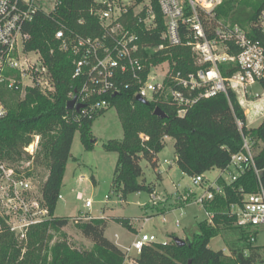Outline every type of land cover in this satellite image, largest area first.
I'll list each match as a JSON object with an SVG mask.
<instances>
[{"label":"trees","instance_id":"obj_1","mask_svg":"<svg viewBox=\"0 0 264 264\" xmlns=\"http://www.w3.org/2000/svg\"><path fill=\"white\" fill-rule=\"evenodd\" d=\"M141 1V0H137ZM155 10L156 26L147 28L133 16L131 8L127 13L129 28L135 31L144 46L166 45L161 37L162 18L157 0H151ZM95 0H56L50 11H38L26 23L24 31L28 38L24 47L28 51L41 54L44 64L53 77L55 89L43 93L29 89L25 97L10 106L8 113L0 118V160L21 158L24 147L28 146L39 132L44 137L42 156L47 164V175L40 186L41 195L48 207L50 219L32 226L28 231L30 246L24 259L20 257L21 244L9 230L0 216V264H124L125 253L105 235L107 218H89L77 222L83 236L92 241V247L80 250L70 245L67 239L54 241L49 229L60 230L67 225L68 218L54 216L60 194L65 167L71 156L70 148L75 132L86 150H91V125L95 118L81 117L79 121L64 118L70 113L66 108L68 92L79 87V81L72 79L73 57L59 49L55 32L59 29L73 32L79 36H95L101 28L97 18L90 13L91 8L100 7ZM264 0H225L217 9L218 16L242 26L257 20ZM254 34V31L250 32ZM147 53V52H145ZM165 59L170 66L184 75L197 69L193 63L191 49L185 44L169 46L154 52L146 62L157 64ZM156 97V96H155ZM114 106L123 130L120 140H109L103 144L108 152L117 153L112 177V186L125 197L132 192L151 193L152 184L140 181L142 167L140 160H146L152 168H157V154L164 148L165 137L174 139L176 164L181 172L194 176L212 168L223 169L227 166L232 153L242 147V137L236 124L239 119L244 124L246 117L232 92L228 96L218 93L211 97L200 98L191 105L183 116L177 114L178 107L171 100L154 98L142 101L135 97V88L123 89L109 97ZM159 108L164 115L154 111ZM242 131L256 142L255 165L260 170L264 183V122L256 127ZM261 142V145L257 143ZM41 150V149H40ZM39 153V154H40ZM39 154L33 162L38 163ZM27 157L26 159H28ZM160 173H157V177ZM161 178V176L159 177ZM257 178L252 169L247 170L230 185L224 186L223 194H216L204 207L212 214L211 222L201 220L199 231L191 239L185 238L182 246L174 242L175 233H168L166 242L145 245L137 257L139 264H260L264 262V245L250 241L255 232L235 224L230 216L231 203L241 198L242 192L255 191ZM112 220L128 230L135 231L128 217L112 216ZM109 218V217H108ZM233 227L239 230L240 244L225 253L214 250L208 245L210 240L224 229Z\"/></svg>","mask_w":264,"mask_h":264},{"label":"built area","instance_id":"obj_2","mask_svg":"<svg viewBox=\"0 0 264 264\" xmlns=\"http://www.w3.org/2000/svg\"><path fill=\"white\" fill-rule=\"evenodd\" d=\"M48 1L0 0V87L16 92L20 99L29 89L43 93L55 89L53 77L41 54L24 47L28 38L24 31L26 23L38 11H47L45 4ZM224 1L157 0L163 26L161 37L166 45L155 47L142 45L135 31L129 28L127 19L131 8L138 22L149 29L154 28L155 10L151 0H130L128 3L123 0L96 1L101 6L91 8L90 13L99 22L100 34L79 36L64 29L55 32L59 49L73 57L72 79L79 81V87L68 92V100L75 98V102L64 118L69 116L77 121L81 117L91 118L108 109L110 96L131 86L135 88V97L146 101L157 95L163 100H171L178 107L179 116H183L200 98L221 92L228 96V92H232L246 117L245 124L236 119L242 147L231 154L227 166L220 169L221 173L213 181L205 178L204 173L190 176L192 184L200 190L191 191L195 193L194 202L205 209V202L213 200L216 194H223L224 186L252 169L257 178L255 191L242 192L240 188L241 198L231 203L229 213L236 225L255 232L250 237L255 243L256 229L264 226V183L254 161L256 141L242 129L253 127L250 123L254 121H259L258 125L264 122V6L255 22L242 26L218 16L216 9ZM180 44L190 47L193 63L197 65L195 71L184 75L171 67L168 59L146 64L154 52ZM164 67L166 71L159 74ZM78 104L81 107L76 109ZM8 109L0 96V118L8 113ZM248 115L252 117L249 122ZM38 143L36 135L24 147L23 155L33 158ZM257 143L261 145L260 141ZM61 197L59 194L58 199ZM78 197L82 198L81 195ZM159 198L153 189L150 199L156 202ZM0 205L6 211L3 219L9 230L21 243L27 242L32 226L50 219L48 207L30 174L24 167H13L1 160ZM90 206L88 198L85 207ZM207 214L206 219L211 222L212 214ZM80 218L93 217L84 214ZM144 221L147 222L148 218ZM154 242H157L154 234L138 233L123 250L124 264H139L137 257L143 247Z\"/></svg>","mask_w":264,"mask_h":264},{"label":"rangeland","instance_id":"obj_3","mask_svg":"<svg viewBox=\"0 0 264 264\" xmlns=\"http://www.w3.org/2000/svg\"><path fill=\"white\" fill-rule=\"evenodd\" d=\"M123 1L128 3L130 0ZM55 2L56 0H49L45 4V9L47 11L52 10ZM219 17L225 19L222 16ZM165 71L166 68L164 67L158 73L163 74ZM0 96L9 107L14 106L17 101L21 100L16 92L3 87H0ZM155 98L162 99V96L157 95ZM251 118L248 115L247 122ZM258 123L259 121H254L250 125L255 127ZM91 133L93 143L91 150H86L83 147L78 130L74 134L70 148L71 156L67 161L63 183L60 188L62 197L58 199L54 210V216L66 217L68 223L58 231L48 230L52 236L47 241L49 246L54 241L65 238L74 248L80 250L90 249L92 241L82 235L77 222L83 221L79 217L84 214L88 215L86 212H89L92 216H99L103 210L105 214H114L106 217L108 225L105 232H107V236L115 239L113 234H118V242L123 246L130 243L135 232L113 221L112 216L131 218V223L138 228L139 232L154 234L157 242L169 241L170 237L167 233L175 232L176 237L184 240L185 238L191 239L192 235L199 231L198 223L206 219L208 214L206 209L194 202L195 193L191 189L197 192L200 190L192 184L190 176L181 172L176 164L173 138H164V148L157 154V168H152L144 159L140 160L142 174L139 180L153 185L156 195L160 197L154 202L150 199V193L145 191L132 192L122 197L111 184L117 153L106 151L103 144L109 140H120L123 137L121 123L114 106L110 105L103 114L95 118L91 125ZM37 136L39 137V143L33 158L29 157L28 160L26 159L27 154H21V158L15 160L3 158L1 161L11 164L13 167H24L39 190L48 169L42 152L40 153L45 139L39 132ZM37 154H39L40 159L35 164L33 160ZM28 161L29 167L27 166ZM160 171L162 179L159 178L160 176L157 177V173ZM220 173V169L212 168L204 172V175L209 181H213ZM78 195H81L82 198H79ZM105 196H108V199ZM88 198L91 200V206L85 207V200ZM5 212L0 205V216L4 219ZM144 218H148V221L145 222ZM6 220L9 219L6 218ZM18 243L22 245L20 257L24 259L30 246L27 242L21 243L18 241ZM239 244V230L229 227L213 237L208 246L214 250L222 249L229 254L231 249ZM255 244L264 245V226L262 225L256 229ZM131 253L136 256L135 251Z\"/></svg>","mask_w":264,"mask_h":264},{"label":"crops","instance_id":"obj_4","mask_svg":"<svg viewBox=\"0 0 264 264\" xmlns=\"http://www.w3.org/2000/svg\"><path fill=\"white\" fill-rule=\"evenodd\" d=\"M160 173V176H161V171L159 172ZM163 177L161 176V179H162ZM63 179H64V177H63ZM63 179H62V183H63ZM108 199V198H107ZM86 214H88L89 216H91V217H93V218H102V217H107V216H111V215H114V214H111V213H104V210H103V212L99 215V216H92L89 212H86ZM130 221H132V219L130 218ZM133 224V223H132ZM107 225H108V223H107ZM133 227L135 228V233L133 234L134 236H133V238L138 234V233H140L139 232V230H138V228L135 226V225H133ZM106 229H107V227H106ZM106 231V230H105ZM107 232H105V234H106ZM171 233H175V232H171ZM168 234V233H167ZM113 236H114V238L115 239H111L110 237H108L107 236V234H106V237L107 238H109L111 241H113L120 249H122V250H124V248H125V246H123L122 244H120L119 242H118V239H119V235L118 234H113ZM132 238V239H133ZM131 239V240H132ZM166 241V240H165ZM257 245V244H256Z\"/></svg>","mask_w":264,"mask_h":264},{"label":"water","instance_id":"obj_5","mask_svg":"<svg viewBox=\"0 0 264 264\" xmlns=\"http://www.w3.org/2000/svg\"><path fill=\"white\" fill-rule=\"evenodd\" d=\"M136 98L139 99V100H142V101H146V100H144L143 98H141L139 96H137ZM74 102H75V98L68 100L66 102V108L67 109H71L73 107V105H74ZM80 107H81V105H79V104L76 105V109H79ZM154 112L156 114H158V115H164L163 112L159 108H156ZM174 242L177 245H179V246H182V245L185 244V241L183 239L179 238V237H175L174 238ZM188 264H191V261H188Z\"/></svg>","mask_w":264,"mask_h":264}]
</instances>
